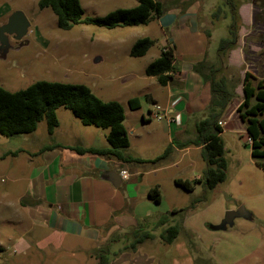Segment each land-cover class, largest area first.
<instances>
[{
  "label": "rangeland",
  "instance_id": "obj_1",
  "mask_svg": "<svg viewBox=\"0 0 264 264\" xmlns=\"http://www.w3.org/2000/svg\"><path fill=\"white\" fill-rule=\"evenodd\" d=\"M39 0H0V26L14 12H20L30 23L23 38L27 44L17 48L10 41L12 49L5 60H0V87L14 92L25 89L37 81L80 84L104 102L117 101L126 106L131 98H137L141 111L148 116L153 108L149 97L161 100L162 88L154 79L145 76V68L157 54L160 45V30L153 22L147 26L99 28L77 24L70 30L57 26L55 15L49 8H39ZM83 18L101 17L118 8H131L136 0H79ZM163 11L177 2L179 8L193 10L198 24L210 37L206 59L216 62L215 50L219 41L228 36L231 15L226 0H161ZM238 8L240 27L235 47L223 58L221 74L239 84L236 97L221 120L224 132L222 140L227 160L226 179L202 196V185L197 180L202 176L205 164L200 149L190 146L179 149L178 141L192 139L191 124L184 137L172 143L162 131L156 132L159 122L153 120L150 126L138 127V123L125 121L129 128L130 142L127 152L144 160L160 156L170 145L169 156L157 163L130 164V180L138 186L137 196H143L136 204V215L140 226L152 229L155 219L142 222L146 217L181 211L172 221L177 224L179 234L170 244L158 239L159 229L153 230L154 238L139 245L136 251L124 249L127 232H114L96 241H63L62 245L47 244L45 236L29 232L28 222H16V211L12 208V167L24 164L27 155L20 153L17 158L8 155L18 149L26 150L41 145L49 139L45 120L28 135L34 140L27 142L25 135L5 137L0 135V264H95V251L110 241L112 264H264V171L251 158L244 124L238 118L236 107L242 100L241 81L245 72L257 78H264V0H232ZM151 21V20H150ZM141 36L157 38L158 42L145 56L133 58L130 49ZM100 59L95 62V59ZM146 95V96H145ZM128 116V108L125 109ZM56 117L60 123L58 133L80 140H95L97 145L106 144L103 134L107 130L94 126H83L69 110L58 108ZM154 129V131H152ZM183 138V139H182ZM187 180L192 191L187 192L175 185V180ZM3 180V182H1ZM158 186L160 202L146 199L147 190ZM136 190V189H135ZM201 197L195 210L190 209L191 201ZM148 198V197H147ZM243 206L251 213V220L242 218L226 231H211L210 226L218 225L227 211ZM30 233V234H27ZM33 234V235H32ZM116 238L118 243H113ZM20 239V240H19ZM22 239V240H21ZM18 241V243H16ZM23 240L31 246H25Z\"/></svg>",
  "mask_w": 264,
  "mask_h": 264
},
{
  "label": "trees",
  "instance_id": "obj_2",
  "mask_svg": "<svg viewBox=\"0 0 264 264\" xmlns=\"http://www.w3.org/2000/svg\"><path fill=\"white\" fill-rule=\"evenodd\" d=\"M225 4L229 6L231 23L228 36L219 41L215 50L218 64L204 58L192 67V70L208 84L209 101L202 117L193 121L194 137L178 141L179 149L190 146L200 149L201 158L205 164L202 176L197 180L203 188L202 198L207 190L214 189L226 179L227 160L222 140L224 130L219 122L235 99V89L239 84L221 74L223 58L227 57L228 52L235 47L240 27L237 5L232 0H226ZM38 6L52 11L56 17L57 26L61 30H70L77 24L106 29L141 26L148 24L150 20L163 12V5L157 0H137V4L131 8H118L101 17L86 18H83V9L79 0H39ZM154 45L155 41L149 37L138 38L131 46L130 56L143 57ZM144 73L146 77L154 78L160 86H177L175 75L179 73V69L174 63L173 49L169 46L160 47L158 56L147 64ZM241 86L243 97L236 107V113L245 127L251 158L264 171V78H257L245 72ZM127 104L131 110L140 107L137 98L129 99ZM58 108L69 110L83 126L107 130L105 147H68L77 155L92 154L130 165L160 162L165 160L172 150V146L168 145L163 153L153 160H144L130 155L127 152L129 140L124 127V109L119 102H104L84 85L47 81H37L25 89L14 92L0 87V135L16 137L31 134L43 120L46 122L47 133L51 135L58 127L56 117ZM50 148L53 147H45L43 150ZM174 183L187 192L192 191V185L187 180L178 179ZM147 197L155 203L160 202L158 186L150 188ZM201 197L191 201V210L194 211L202 202ZM181 212L184 210H172L168 214L146 217L142 222L155 219L152 229L140 226L138 222L134 228L122 236L127 239L123 248L136 251L139 245L155 237L153 234L155 229L160 230L158 234L160 242L170 245L179 234L178 225L172 224V221ZM119 241L120 239L116 238L113 243ZM111 243L110 241L95 251V264H112V256L118 253L110 252Z\"/></svg>",
  "mask_w": 264,
  "mask_h": 264
},
{
  "label": "crops",
  "instance_id": "obj_3",
  "mask_svg": "<svg viewBox=\"0 0 264 264\" xmlns=\"http://www.w3.org/2000/svg\"><path fill=\"white\" fill-rule=\"evenodd\" d=\"M157 1L164 5L163 1ZM176 3H171V8L150 21L160 30V47L169 46L173 49L174 63L179 69L175 75L177 86H161L164 96L161 102L164 106L160 108L174 116L175 122L168 123L165 119L158 121L160 126L156 132L166 134L170 143L175 139L181 140L186 128L202 117L210 96L208 84L192 70L193 65L207 57L210 37L198 24L195 12L179 8L175 6ZM153 40L158 42L157 38ZM158 54L159 50L150 62ZM147 97L151 105L159 104L156 97ZM121 105L123 109L128 108V116H125L124 110L127 135L133 128L125 126L127 119L130 120L129 125L138 123L131 134L138 127L152 124L153 119L149 115L152 108H148V116L145 117L141 107L131 110L127 103L126 106ZM59 126L58 121V127L45 143L31 149L7 152L14 158L20 153L27 155L24 164L17 166L14 163L12 167V192H17L16 196H12L16 222H28L29 232L35 233L33 236L40 233L45 236L47 244L55 246L62 245L63 241L93 242L101 238L102 233H122L134 228L141 219L135 213L136 204L139 199L143 200V196H137L138 186H132L130 174L127 181L121 180L116 187L101 178L105 172H114L118 176L121 170L129 173V165L92 154L77 155L68 149L74 146L105 147L107 133L103 134L106 144L99 146L95 140L88 143L72 136L60 135ZM25 136L27 142L34 141L30 139L31 135ZM45 147L53 148L43 150ZM23 242L25 246L32 244L25 240Z\"/></svg>",
  "mask_w": 264,
  "mask_h": 264
},
{
  "label": "water",
  "instance_id": "obj_4",
  "mask_svg": "<svg viewBox=\"0 0 264 264\" xmlns=\"http://www.w3.org/2000/svg\"><path fill=\"white\" fill-rule=\"evenodd\" d=\"M30 23L20 12H14L7 19L6 23L0 26V60H5L8 52L12 49V45L9 41V36H13L14 40L18 41L17 48H21L26 45L27 42L23 41V38L27 35ZM100 59H95V62ZM105 176H101L102 179L109 181L114 187L121 183V179L114 172H105ZM242 218L244 220H251L252 215L244 209L243 206H239L236 210L227 211L218 225L210 226L211 231H226L228 228L234 226L236 219Z\"/></svg>",
  "mask_w": 264,
  "mask_h": 264
},
{
  "label": "built area",
  "instance_id": "obj_5",
  "mask_svg": "<svg viewBox=\"0 0 264 264\" xmlns=\"http://www.w3.org/2000/svg\"><path fill=\"white\" fill-rule=\"evenodd\" d=\"M149 115L153 120L156 121H161L162 119H165L166 121H168V123L175 122L174 116H170L168 113H166L164 109L162 110L159 106L154 105V107L149 111ZM219 125H222L221 121L219 122ZM119 176L122 181H127L129 178V173L125 170H121L119 172ZM1 182H3V180H1Z\"/></svg>",
  "mask_w": 264,
  "mask_h": 264
},
{
  "label": "flooded vegetation",
  "instance_id": "obj_6",
  "mask_svg": "<svg viewBox=\"0 0 264 264\" xmlns=\"http://www.w3.org/2000/svg\"><path fill=\"white\" fill-rule=\"evenodd\" d=\"M9 41L14 42L15 44H19L18 41L14 40L13 36H9Z\"/></svg>",
  "mask_w": 264,
  "mask_h": 264
}]
</instances>
